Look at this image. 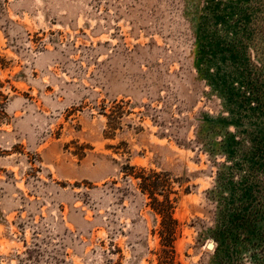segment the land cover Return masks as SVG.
Segmentation results:
<instances>
[{
  "label": "rangeland",
  "instance_id": "obj_1",
  "mask_svg": "<svg viewBox=\"0 0 264 264\" xmlns=\"http://www.w3.org/2000/svg\"><path fill=\"white\" fill-rule=\"evenodd\" d=\"M0 80V264H158L141 169L179 264H264V0H0Z\"/></svg>",
  "mask_w": 264,
  "mask_h": 264
},
{
  "label": "trees",
  "instance_id": "obj_2",
  "mask_svg": "<svg viewBox=\"0 0 264 264\" xmlns=\"http://www.w3.org/2000/svg\"><path fill=\"white\" fill-rule=\"evenodd\" d=\"M4 83L0 80V127L4 123L10 96L4 92ZM135 172V168H131ZM140 180V189L151 201L149 206L156 216L160 218L157 234L160 239V249L157 252L158 264H179L177 261L176 242L180 235V223L175 218L177 199L172 189L170 176L166 173L149 174L145 169L133 173Z\"/></svg>",
  "mask_w": 264,
  "mask_h": 264
}]
</instances>
